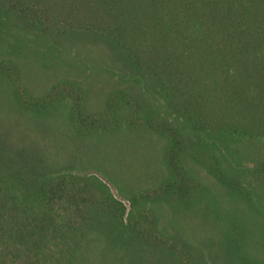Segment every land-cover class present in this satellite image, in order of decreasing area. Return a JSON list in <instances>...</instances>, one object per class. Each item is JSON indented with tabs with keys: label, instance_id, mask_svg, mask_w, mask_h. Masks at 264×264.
I'll list each match as a JSON object with an SVG mask.
<instances>
[{
	"label": "trees",
	"instance_id": "trees-1",
	"mask_svg": "<svg viewBox=\"0 0 264 264\" xmlns=\"http://www.w3.org/2000/svg\"><path fill=\"white\" fill-rule=\"evenodd\" d=\"M0 264H264V0H0Z\"/></svg>",
	"mask_w": 264,
	"mask_h": 264
},
{
	"label": "rangeland",
	"instance_id": "rangeland-1",
	"mask_svg": "<svg viewBox=\"0 0 264 264\" xmlns=\"http://www.w3.org/2000/svg\"><path fill=\"white\" fill-rule=\"evenodd\" d=\"M122 146H123V145H122ZM116 147H118V146H117L116 143L114 142V143L111 145V147L107 149V151H108V152L113 151ZM97 149L99 150L100 155H102V152H103V151H102L101 145L98 146ZM108 152H107V153H108ZM108 155H109V153H108ZM124 171L127 172V174H132V175H134V173L136 174V171L133 169V167H132L131 169H130V168H129V169H126V170L124 169ZM146 185H147V184H146ZM112 192H113L115 198H117L119 201L123 202V204H124L127 208L129 207L130 202H129L125 197L119 195V194L117 193V191L115 190V188H113V187H112Z\"/></svg>",
	"mask_w": 264,
	"mask_h": 264
}]
</instances>
